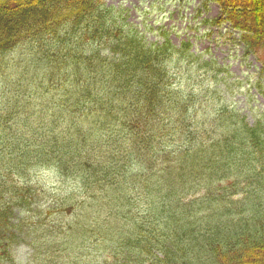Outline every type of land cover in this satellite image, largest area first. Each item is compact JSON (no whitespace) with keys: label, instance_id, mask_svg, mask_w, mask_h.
<instances>
[{"label":"trees","instance_id":"16d2710c","mask_svg":"<svg viewBox=\"0 0 264 264\" xmlns=\"http://www.w3.org/2000/svg\"><path fill=\"white\" fill-rule=\"evenodd\" d=\"M217 3L264 73V0ZM227 73L102 0H0V264H264V112Z\"/></svg>","mask_w":264,"mask_h":264},{"label":"rangeland","instance_id":"374dc122","mask_svg":"<svg viewBox=\"0 0 264 264\" xmlns=\"http://www.w3.org/2000/svg\"><path fill=\"white\" fill-rule=\"evenodd\" d=\"M119 11L124 20L138 29L145 41L163 39L178 45L191 43V49L202 52L218 64L228 67L226 79L234 95L233 103L249 122L264 112V73L252 54H245L238 33L226 23L210 24L220 14L217 0H102ZM52 172H44L37 186L54 184ZM18 264H25L28 247H12Z\"/></svg>","mask_w":264,"mask_h":264}]
</instances>
